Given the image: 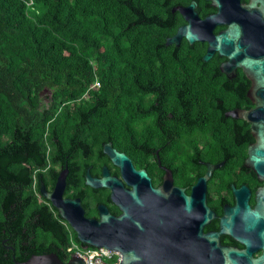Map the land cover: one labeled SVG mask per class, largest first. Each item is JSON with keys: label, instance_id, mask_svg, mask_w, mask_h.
I'll use <instances>...</instances> for the list:
<instances>
[{"label": "trees", "instance_id": "obj_1", "mask_svg": "<svg viewBox=\"0 0 264 264\" xmlns=\"http://www.w3.org/2000/svg\"><path fill=\"white\" fill-rule=\"evenodd\" d=\"M164 14L162 0H0V264L49 251L65 259L69 238L81 243L39 193L54 152L108 138L132 154L130 121L163 75L171 85L219 86L187 45L164 43ZM167 96L174 112L177 94Z\"/></svg>", "mask_w": 264, "mask_h": 264}, {"label": "water", "instance_id": "obj_2", "mask_svg": "<svg viewBox=\"0 0 264 264\" xmlns=\"http://www.w3.org/2000/svg\"><path fill=\"white\" fill-rule=\"evenodd\" d=\"M259 2V5L256 4ZM217 12L198 19L191 7L194 0L178 8L187 24L166 37L164 43L174 41L184 34L191 43L194 39H207L208 46L202 55L207 59L217 50L227 59L219 64L226 75L234 74L235 65L241 66L250 86L246 94L254 105L249 109L232 108L224 112L250 121V131L255 140L247 145L244 165H250L258 178L264 179V0H248L240 4L237 0H211ZM216 22H227L225 29L211 33ZM105 141L102 149L119 165L121 176L129 188L122 185L114 175H108L102 165L101 176L91 177L85 168V182L93 186L107 185L110 197L121 208L118 215L110 214L102 203H98L99 219L86 218L78 198L62 197L66 167L60 170L55 183L46 190L42 181L39 192L57 209L75 231L77 239L87 245L104 246L119 253L115 264H264V181L255 189V204H246L248 189L244 184L233 188L234 204L223 203V214L219 216V230L201 233L200 227L210 217L216 216L204 204L206 179L211 168L220 165L206 161L207 169L197 176L191 185L190 194L183 187L171 184L168 168L163 182L152 186L143 168H134L130 158ZM201 161V160H198ZM90 166V165H89ZM227 231L245 243L244 248L219 245L218 232ZM258 246L262 254L252 257L250 252ZM15 264H85L83 256L72 252L61 259L55 252L31 253Z\"/></svg>", "mask_w": 264, "mask_h": 264}, {"label": "flooded vegetation", "instance_id": "obj_3", "mask_svg": "<svg viewBox=\"0 0 264 264\" xmlns=\"http://www.w3.org/2000/svg\"><path fill=\"white\" fill-rule=\"evenodd\" d=\"M190 1L162 0L165 14L160 19L168 30L164 40L173 35L180 25L188 23L178 8H174L172 11L171 8L177 4L186 6ZM194 2L195 5L191 7V10L195 12L198 19H203L207 14L215 13L218 10L215 4L210 3L211 0H194ZM237 2L246 4L248 0H237ZM256 4L259 5V2ZM226 27L227 22H216L210 32L217 33ZM167 44L187 45L194 53L193 55H196L194 57L201 60L200 67L203 72L199 73L206 75L210 73L209 71L214 72L221 78L219 86L188 87L182 86L179 81H175L171 85L170 77L165 79L167 75H163L159 82L150 84L146 88V92L141 94L140 100L142 101L152 97V101L148 102L149 108L142 111L135 120L130 121L136 126L132 154L117 147L108 138H100V144L94 147L84 144V148L81 150H58L48 158L46 165L40 169L45 177L46 184H43L46 190H50L58 173L65 165L66 172L61 196L77 197L78 203L83 209L82 215L86 218L99 219L98 203H102L112 215H118L121 208L111 199L110 188L107 185L93 186L85 182V168L88 166L89 176L99 177L102 165H105L108 175H114L124 187H130V184H127L121 176L119 165L114 163L103 151L102 144L105 141H110L112 147L123 151L130 158L134 168H143L149 176L152 186H158L163 182L165 168H168L171 184L183 187L185 194H190L191 185L197 176L207 169V164L202 161L218 163L223 160L220 165L211 168L204 190V204L216 216L210 217L200 227L201 233L208 230L218 231L219 216L223 214V203L229 206L235 203L230 183L233 188H238L240 184L247 187L249 193L246 204L249 208H253L256 202L255 189L257 186H262L264 181L263 178H258L250 165L243 164L247 155V145L255 140L250 131V121L240 116L224 114L225 111L235 107L249 109L254 105V101L246 94L250 86V78L246 76L239 65L234 66V74L228 77L225 71L219 68V64L226 61L227 57L224 54H219L217 50L212 51L207 59H202L208 46L207 39L197 38L190 43L184 34H180L178 44L174 41ZM181 58V56L174 57L178 60ZM199 73L198 75H200ZM189 74L186 73V75ZM171 92L177 94L175 99L177 105L174 107V112L166 110L164 107V102L167 104L169 101L167 94ZM206 105L210 106L211 111L218 118L207 119L205 117ZM207 125L215 126L213 134L206 133L205 126ZM83 142L85 141L83 140ZM42 197L44 202L53 206L47 198L45 200V197ZM59 221L70 228V236L73 232L75 234L64 218L60 216ZM218 243L219 245L245 247L243 241L234 238L227 231L218 232ZM260 254H262L261 246L250 252L252 257H257Z\"/></svg>", "mask_w": 264, "mask_h": 264}, {"label": "built area", "instance_id": "obj_4", "mask_svg": "<svg viewBox=\"0 0 264 264\" xmlns=\"http://www.w3.org/2000/svg\"><path fill=\"white\" fill-rule=\"evenodd\" d=\"M28 3H30V0H28ZM64 251L66 258L72 252L80 254L83 256L85 264H115L119 259V253L114 249L79 243L72 239V237L69 238Z\"/></svg>", "mask_w": 264, "mask_h": 264}, {"label": "rangeland", "instance_id": "obj_5", "mask_svg": "<svg viewBox=\"0 0 264 264\" xmlns=\"http://www.w3.org/2000/svg\"><path fill=\"white\" fill-rule=\"evenodd\" d=\"M45 92H46V91H43V92H42V97H43V95H44Z\"/></svg>", "mask_w": 264, "mask_h": 264}]
</instances>
